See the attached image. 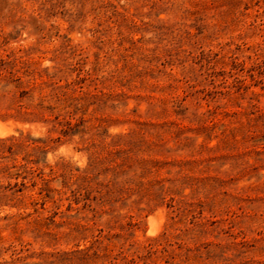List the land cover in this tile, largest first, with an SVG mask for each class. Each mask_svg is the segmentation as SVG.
I'll return each instance as SVG.
<instances>
[{"label":"rangeland","instance_id":"374dc122","mask_svg":"<svg viewBox=\"0 0 264 264\" xmlns=\"http://www.w3.org/2000/svg\"><path fill=\"white\" fill-rule=\"evenodd\" d=\"M0 58L57 71L85 96L45 175L66 164L75 189L88 168L95 188L144 159L165 163L150 178L165 186L180 162L199 180L183 186L186 215L135 195L93 212L78 194L33 213V176L18 193L26 209L0 206V264H264V0H0ZM11 114L0 110V138L49 134ZM99 229L100 257L82 258Z\"/></svg>","mask_w":264,"mask_h":264},{"label":"trees","instance_id":"16d2710c","mask_svg":"<svg viewBox=\"0 0 264 264\" xmlns=\"http://www.w3.org/2000/svg\"><path fill=\"white\" fill-rule=\"evenodd\" d=\"M43 73H46L48 80H37L43 76ZM57 74V71L47 73V68L29 70L25 64H16L8 59L0 58V110L12 112V117L22 122L50 124L49 134L45 137H33L29 133L19 132L18 136L11 135L0 138V164L16 160L17 157L21 158L18 165L0 167V179L8 182L6 185H0V206L26 209L27 205L18 193L27 187V179H30L29 182L32 186H36L37 182L33 180V176H36L40 180L37 189L38 199L29 204L32 206L33 213H38V206L45 209L47 202H50L54 209L59 207L62 199L68 200L69 205V200L79 203L78 195L82 196L86 207H91L93 202L96 203L94 208L91 207L93 212L96 211L97 206L113 205L124 199L125 196L132 195L137 196L139 201L144 198L155 201L168 197L170 206L178 210L177 215L179 212L180 214L182 212V215H186L184 212H191L186 208L191 204L186 201L187 196L182 195L181 192L184 185H189L191 189L197 187L199 180L186 174L180 176L186 162L177 164L179 170L174 179H166L169 186H165L163 179H150L158 174L159 169L165 165L157 160L143 159L136 163L135 167L132 163L124 162L114 168H107V173L110 172L111 175L110 179L106 183L95 182V188L89 186L91 179L88 178V168L84 169L82 177L77 179L78 183L75 189H71L68 185L69 173H67L66 164L49 166V172L45 175L43 168L48 166L47 152L52 149L54 143L60 141L61 137L70 135L76 125L77 109L70 110L73 102L83 103L85 101V96L73 97L68 92L70 88L74 91L72 87L74 82L70 83L66 80L65 83H61L63 78L57 77ZM24 77H27V80H24ZM53 132L57 133V136L53 137L51 135ZM57 166H61V168L56 170ZM11 169H14V172ZM29 176L30 178H28ZM121 176L127 177L119 180ZM57 177L61 179V188L51 185ZM19 178L20 181H17ZM11 179L15 180L13 184L10 183ZM81 190L84 191V194H81ZM66 192H70L73 198L66 195ZM176 196L179 197L175 198ZM30 214L26 213L21 218ZM102 232L103 229H99L98 235L93 236L94 242L91 246L85 250L77 251L82 258L100 257L101 241L99 238ZM203 233L202 230L199 231V235ZM145 252L152 253L150 248ZM139 260H144V258L139 257ZM130 262L135 263L136 261L131 258L127 264ZM110 264H118V262L113 261Z\"/></svg>","mask_w":264,"mask_h":264},{"label":"bare ground","instance_id":"6f19581e","mask_svg":"<svg viewBox=\"0 0 264 264\" xmlns=\"http://www.w3.org/2000/svg\"><path fill=\"white\" fill-rule=\"evenodd\" d=\"M4 131V130H3ZM3 131H1V128H0V135H2L3 134Z\"/></svg>","mask_w":264,"mask_h":264}]
</instances>
